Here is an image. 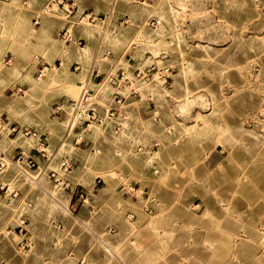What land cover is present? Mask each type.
I'll list each match as a JSON object with an SVG mask.
<instances>
[{
    "label": "rangeland",
    "instance_id": "rangeland-1",
    "mask_svg": "<svg viewBox=\"0 0 264 264\" xmlns=\"http://www.w3.org/2000/svg\"><path fill=\"white\" fill-rule=\"evenodd\" d=\"M51 1L0 0V73L17 71L0 84V186L17 192L0 188V264H264V0ZM159 54L169 84L124 85L108 116L101 78ZM84 88L101 121L68 133Z\"/></svg>",
    "mask_w": 264,
    "mask_h": 264
},
{
    "label": "built area",
    "instance_id": "built-area-1",
    "mask_svg": "<svg viewBox=\"0 0 264 264\" xmlns=\"http://www.w3.org/2000/svg\"><path fill=\"white\" fill-rule=\"evenodd\" d=\"M141 1V0H140ZM50 6H58L61 9H64L69 15H72L73 11L75 10V5L73 4H65L64 0H52ZM81 19H86L89 22H95L97 20H105L106 18L103 16H94L92 13H85L83 12L80 16ZM121 19L122 24H127L128 22V16L124 15ZM34 24H38V20L36 19L34 21ZM159 25V21L156 19H151L149 21V26L151 28H156ZM60 37L65 43H71L74 39L72 35L69 33L67 29H63L60 32ZM107 54L109 52L107 51ZM150 58V57H149ZM60 65V62H58ZM47 67H43V70ZM75 69H78V65L75 67ZM173 73V67L169 64L168 56L166 54H159L156 57H153L146 67L142 69H135L132 73V77L129 78L125 74L124 71L120 72L119 75H104L101 79L108 78L111 86L113 87L112 92V105L108 111V116H114L116 113H118L117 106L123 103L125 100V96H123V86L129 85L132 82H138L142 84L150 83L154 80L160 82L163 85H168ZM41 75V74H40ZM100 73L97 71H93L90 74L89 79L92 81H96L100 77ZM131 95L134 97L137 96V92L132 89ZM90 91H87L86 88L83 89V92L81 95L75 99V100H68L65 102L69 105V108L71 109V117L69 120V126H68V133H70L72 130L78 129L80 127L87 128L90 123H100L101 118L99 113L96 111L94 107H92V104L90 102ZM64 103V102H63ZM62 106H59L56 108V110H61ZM11 132L20 133L22 137H29L32 139H36L38 142V148H35L34 151L38 152L40 156H45L46 148L45 145L47 144V137H42L36 130L24 128L20 129L17 126H13L11 129ZM23 158L22 153L18 154V160H21ZM28 164L30 167L35 166V163L33 160L28 159ZM61 167L64 170H67L70 168L69 161L64 160L61 162ZM119 175V179L123 180V176L121 174ZM1 190L3 191V194L8 199L15 198L17 196V192L14 190H10L8 187H5L4 185L0 186ZM24 245L27 246L28 242L25 241Z\"/></svg>",
    "mask_w": 264,
    "mask_h": 264
},
{
    "label": "bare ground",
    "instance_id": "bare-ground-1",
    "mask_svg": "<svg viewBox=\"0 0 264 264\" xmlns=\"http://www.w3.org/2000/svg\"><path fill=\"white\" fill-rule=\"evenodd\" d=\"M23 20H26L25 19V17H24V15L22 16H20L19 18H18V20H17V27H18V29L21 27V24H22V22H23ZM16 23V22H15ZM22 28V27H21ZM15 29H17L16 27H15ZM28 30V29H27ZM26 30V31H27ZM29 32V31H28ZM19 33V32H18ZM22 34V33H21ZM31 38H33V39H35V40H39L40 38H41V35H35V34H32V33H30V34H27V39H31ZM26 40V39H25ZM83 49L84 48H81V51H83ZM68 55L67 54H65V57H67ZM60 68L63 70V71H65L66 69H67V66H66V64L63 62L62 63V65L60 66ZM17 75V71L15 70L14 72H12V74H9V72L7 71V70H3L1 73H0V84H2V83H4V82H6L7 80H10V79H12V78H14L15 76ZM52 79H54V80H60L61 79V76H60V74L59 73H56V74H54V75H52ZM90 93H92L91 91H90ZM21 172L23 173V175L24 176H26V178L28 179H31V177L27 174V173H25L24 171H22L21 170ZM31 182H32V180H31ZM56 205H58V207L59 208H61V209H63V210H66V207H64V205L61 203V201H58V200H56Z\"/></svg>",
    "mask_w": 264,
    "mask_h": 264
},
{
    "label": "crops",
    "instance_id": "crops-1",
    "mask_svg": "<svg viewBox=\"0 0 264 264\" xmlns=\"http://www.w3.org/2000/svg\"><path fill=\"white\" fill-rule=\"evenodd\" d=\"M67 30H68V27L66 28ZM70 33V32H69ZM79 35V33L78 32H76L75 31V34L72 36L73 37V39L75 40V38L74 37H77ZM81 39V38H80ZM73 40V41H74ZM90 42L91 43H93V44H95V41H93V40H90ZM133 53H134V51H133ZM96 55V54H95ZM110 55V54H109ZM120 55H122V53L120 54ZM128 56L130 57V51H128V52H126V53H124L123 54V57H124V60L125 61H127V62H129V59H128ZM132 57V56H131ZM92 64V65H91ZM90 65H91V68H90V74L93 72V71H97L98 72V69H96V67H95V59L93 60V62L91 63ZM88 65V64H87ZM80 68V67H79ZM89 74V75H90Z\"/></svg>",
    "mask_w": 264,
    "mask_h": 264
}]
</instances>
